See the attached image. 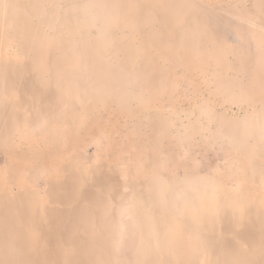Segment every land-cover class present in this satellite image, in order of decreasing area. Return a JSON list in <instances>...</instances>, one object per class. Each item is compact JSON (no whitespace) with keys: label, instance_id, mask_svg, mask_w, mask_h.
Listing matches in <instances>:
<instances>
[{"label":"rangeland","instance_id":"obj_1","mask_svg":"<svg viewBox=\"0 0 264 264\" xmlns=\"http://www.w3.org/2000/svg\"><path fill=\"white\" fill-rule=\"evenodd\" d=\"M1 237L23 264H264V0H0Z\"/></svg>","mask_w":264,"mask_h":264},{"label":"crops","instance_id":"obj_2","mask_svg":"<svg viewBox=\"0 0 264 264\" xmlns=\"http://www.w3.org/2000/svg\"><path fill=\"white\" fill-rule=\"evenodd\" d=\"M7 243H8V240H7L6 237H1L0 238V245L1 246H6ZM0 259H1V263H4V264H23L24 263L23 262L24 261L23 258L16 257L15 259H12V258H9L5 254H3ZM33 264H37V263H33Z\"/></svg>","mask_w":264,"mask_h":264},{"label":"bare ground","instance_id":"obj_3","mask_svg":"<svg viewBox=\"0 0 264 264\" xmlns=\"http://www.w3.org/2000/svg\"><path fill=\"white\" fill-rule=\"evenodd\" d=\"M69 20H71V21H69V23H71V22H72V18H69ZM74 23H75V22H74ZM70 25H71V24H70ZM70 25H68V27H69ZM63 30H64V29H63ZM63 30H62V31H63Z\"/></svg>","mask_w":264,"mask_h":264}]
</instances>
